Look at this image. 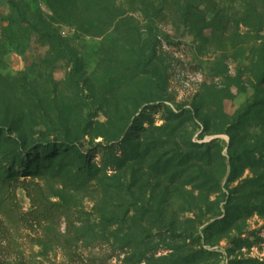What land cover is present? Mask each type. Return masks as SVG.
Segmentation results:
<instances>
[{"label":"rangeland","instance_id":"obj_1","mask_svg":"<svg viewBox=\"0 0 264 264\" xmlns=\"http://www.w3.org/2000/svg\"><path fill=\"white\" fill-rule=\"evenodd\" d=\"M49 143L98 171L16 170L67 217L15 184L1 264H264V0H0V177Z\"/></svg>","mask_w":264,"mask_h":264},{"label":"trees","instance_id":"obj_2","mask_svg":"<svg viewBox=\"0 0 264 264\" xmlns=\"http://www.w3.org/2000/svg\"><path fill=\"white\" fill-rule=\"evenodd\" d=\"M12 8L15 11L17 9L15 5H12ZM45 36L53 48L62 51L60 38L55 34H46ZM167 110L172 114L170 108H167ZM7 132L8 131L6 130V133ZM66 145L67 144L54 145L49 143L40 145L37 148L34 147L36 156L34 157L32 156V153H30V155L27 156V161H25L21 155L12 153V159L18 164L16 167H11L9 169V172L13 175L11 178L0 177V204L6 202L7 199H11L10 201L13 203L15 196L11 194L14 193L12 189L15 184H21L31 201L30 211L22 216V220L25 224L31 226L52 224L59 218L67 216L65 210H63L60 205L51 203L47 199L43 190L36 183L31 180H24L23 182L16 180L15 177H20V175L16 173V170L20 171L22 177L25 178L38 177L52 169L56 175H60L64 170H68L69 173L72 172L76 176L83 175L88 179H91L94 173L98 171L97 168L93 170L89 155L84 154L80 147H67ZM97 148L103 153L101 166L111 169L118 167L116 156L118 155V151H120L122 152V156L120 157H123L125 151L124 148L118 149L116 145L104 146L102 144L97 145Z\"/></svg>","mask_w":264,"mask_h":264}]
</instances>
